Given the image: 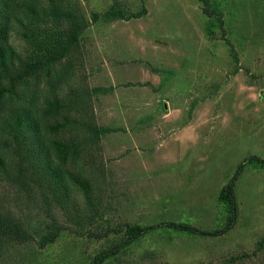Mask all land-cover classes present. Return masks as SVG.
I'll list each match as a JSON object with an SVG mask.
<instances>
[{
    "label": "rangeland",
    "instance_id": "rangeland-1",
    "mask_svg": "<svg viewBox=\"0 0 264 264\" xmlns=\"http://www.w3.org/2000/svg\"><path fill=\"white\" fill-rule=\"evenodd\" d=\"M67 2L89 27L71 61L56 66L74 67L64 92L89 90L88 119L111 129L71 168L85 172L95 209L102 214L76 224L46 200L36 183L30 182L28 195L0 177L3 210L33 238L4 244L0 264H93L96 255L122 238L100 240L71 231L81 226L96 233L108 226L168 221L201 230L224 227L221 189L246 159L264 158V0H208L222 15L224 38L217 15L204 12L203 0ZM112 7L127 16L147 13L92 20ZM225 38L234 45L239 64ZM11 42L26 49L16 34ZM41 88L48 90L44 84ZM77 132L81 138L83 131ZM75 192L76 209L67 212L91 215L85 195ZM235 193L238 220L228 234L203 238L160 229L109 264H264V245H258L264 238V168L247 165ZM53 222L68 230L41 249Z\"/></svg>",
    "mask_w": 264,
    "mask_h": 264
},
{
    "label": "trees",
    "instance_id": "trees-1",
    "mask_svg": "<svg viewBox=\"0 0 264 264\" xmlns=\"http://www.w3.org/2000/svg\"><path fill=\"white\" fill-rule=\"evenodd\" d=\"M203 1L206 4L204 12L209 16L217 15L216 21L223 29L224 38L226 32L222 15L211 9L208 0ZM146 13L143 10L127 16L123 10L112 7L103 16L94 14L92 20L98 22L101 17L125 20L140 18ZM88 27L86 17L67 0H0V177L28 195L31 183H36L43 190L46 200L53 201L76 224H83L85 219L91 222L102 212L95 209L91 183L85 172L72 169V163L78 161L81 152L92 149L93 142L98 145L111 129L98 127L92 119H88L89 90L83 93L74 90L64 92L63 87L72 80L74 67L69 64L57 70L56 66L71 61L80 44V37ZM13 34L25 43L24 51L11 42ZM225 40L239 64L234 45L229 39ZM42 84L48 90H43ZM4 112L9 113L5 115ZM78 130L83 131L81 138ZM61 134L64 136L61 137ZM15 162L17 166L13 174L11 169ZM247 165L264 168V158L254 156L246 159L236 177L221 189L218 200L225 206L227 219L220 229L201 230L190 224L168 221L151 226H108L99 233L85 231L82 226L71 231L77 236L100 240L122 235L119 242L96 255L93 264H109L141 239L160 229L203 238L222 237L237 225L235 185ZM77 190L85 195L92 209L91 215L83 216L79 211L67 212L71 207L76 209ZM67 230L65 226L53 222L50 232L42 236L40 248L55 244ZM32 239L25 227L3 210L0 198V248L10 241L27 243ZM258 245L259 249L263 247L264 238Z\"/></svg>",
    "mask_w": 264,
    "mask_h": 264
}]
</instances>
